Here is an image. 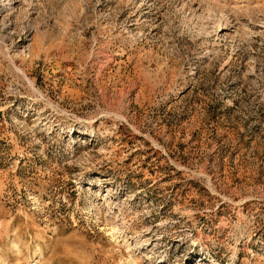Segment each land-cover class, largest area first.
<instances>
[{
	"label": "rangeland",
	"instance_id": "rangeland-1",
	"mask_svg": "<svg viewBox=\"0 0 264 264\" xmlns=\"http://www.w3.org/2000/svg\"><path fill=\"white\" fill-rule=\"evenodd\" d=\"M0 264H264V0H0Z\"/></svg>",
	"mask_w": 264,
	"mask_h": 264
}]
</instances>
